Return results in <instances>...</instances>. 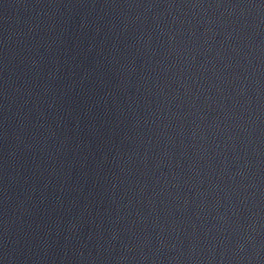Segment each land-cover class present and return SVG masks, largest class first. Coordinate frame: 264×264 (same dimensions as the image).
Wrapping results in <instances>:
<instances>
[{
  "label": "water",
  "instance_id": "1",
  "mask_svg": "<svg viewBox=\"0 0 264 264\" xmlns=\"http://www.w3.org/2000/svg\"><path fill=\"white\" fill-rule=\"evenodd\" d=\"M0 264H264V0H0Z\"/></svg>",
  "mask_w": 264,
  "mask_h": 264
}]
</instances>
